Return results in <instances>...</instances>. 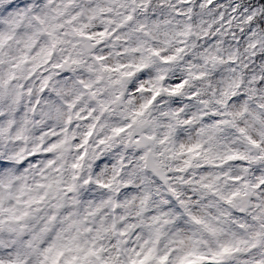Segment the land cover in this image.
Wrapping results in <instances>:
<instances>
[{"label": "clouds", "instance_id": "9594fccd", "mask_svg": "<svg viewBox=\"0 0 264 264\" xmlns=\"http://www.w3.org/2000/svg\"><path fill=\"white\" fill-rule=\"evenodd\" d=\"M0 264H264V0H0Z\"/></svg>", "mask_w": 264, "mask_h": 264}]
</instances>
